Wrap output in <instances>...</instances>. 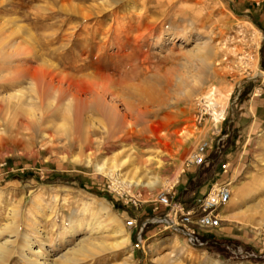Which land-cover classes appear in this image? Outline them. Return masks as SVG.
Segmentation results:
<instances>
[{"label":"rangeland","instance_id":"obj_1","mask_svg":"<svg viewBox=\"0 0 264 264\" xmlns=\"http://www.w3.org/2000/svg\"><path fill=\"white\" fill-rule=\"evenodd\" d=\"M99 106L115 107L114 122ZM120 127L159 128L171 148L110 149ZM204 141L205 163L187 167ZM125 152L152 162L113 170ZM216 182L232 198L192 246L157 199L177 190L188 204ZM103 205L129 243L107 221L92 236L105 250L55 264H264V0H0V245L29 235L48 261L70 255L74 243L49 247L71 225L107 220Z\"/></svg>","mask_w":264,"mask_h":264},{"label":"bare ground","instance_id":"obj_2","mask_svg":"<svg viewBox=\"0 0 264 264\" xmlns=\"http://www.w3.org/2000/svg\"><path fill=\"white\" fill-rule=\"evenodd\" d=\"M247 23H248L249 26H251V27L248 26L250 29L253 28V29H255L257 31V33L259 32V29H257V27H255L254 24H252L249 21ZM22 77H21V79H22ZM19 81H21V80H19ZM19 81H18V83H19ZM5 84H7V83H5ZM14 85H15V83H14ZM7 86H8V84H7ZM4 88H5V86H4ZM207 102L214 109L215 101H214V92L213 91H210L209 95L207 96ZM97 109L103 116L108 117V120L110 122H114L115 114H116V113H114V110H116L115 107L113 108V111H110V112H108L104 108H101L100 106L97 107ZM214 111H215V113H217L216 110H214ZM76 116H77V118L80 119L79 123L77 124L78 127H83L84 124H87L81 119V117L78 114ZM218 118H219L218 115L215 116V119H218ZM150 131H151L150 134H147L145 131H143L141 129L139 131H137L133 127H124V128L120 127L119 130H118L120 135L118 134L119 136H117V140L109 141L110 142V145H109L110 149H115L117 147H123L124 145H127V143L129 144V142L142 144V146L143 145H145V146H153L154 148L156 147V149L159 148V150L161 152L171 148L170 145H171V142L173 140L172 139L173 137L171 136L170 133H167V132L166 133H162V130L159 129V128H156V127H151ZM116 134H117V131L115 130V131H113V133H111V137H115ZM92 140L93 139L89 138V144L92 143ZM180 140L181 139H179L176 143L174 142V144L178 145L177 143L180 142ZM91 146L92 145H90V147ZM124 148H125V146H124ZM126 153L127 152H125L122 157H121L120 154H116L111 159L113 170L117 169L119 166H123L124 164H126L127 159H129V161L131 159H133L134 160L133 161V165H138V166L139 165H144L146 167V169L150 166V164L152 162L151 161L152 159H149L147 161L143 160L141 152L136 153V155H134V156L131 153L130 154H126ZM160 164H161V162H160V160H158L157 161V166L160 165ZM97 167L100 170L103 168V166H101V165H98ZM140 181L139 180L138 181H134L133 183L138 185L139 183H142ZM147 185H149V184L147 183ZM103 209L106 211V216L108 218L107 220H100V218H96L95 217L96 219H95L94 222H92V221L86 222V223L81 222V223L78 224L76 229L73 228L74 227L73 225H71V227L68 228L67 231L65 233H63V235L60 236V238H58V240L52 246L50 245V247H49L50 250L53 251L54 249L59 248L63 243H67V244H73L74 243L73 248H71V250H70V255H62L61 254V256H58V258L57 257L56 258L55 257H53V258L51 257V260L48 261V256L49 255H47L48 252L46 253L44 251L45 248L43 246L42 247L40 246V247H38V249L35 250V248L33 247L34 243L32 241V238L29 235H22L21 236L22 238L20 240V244L18 246H16V247L13 246V244H12L13 241H9V240L8 241L6 240V242H4V244L0 245V261L8 262L10 260V258L13 256V254H17L20 258L28 261L30 264H50V263L51 264H55V261L57 259H59V260L62 259L63 262H73V260H74L73 257L77 253H91V251L94 248L105 250V247H106L105 243H99V244L94 243V241L92 239V236L98 235L102 229L107 230L108 227H109L107 225V221L108 222L110 221L112 223L113 222L116 223L114 225V229L112 230V233L116 234L117 236L120 237L119 240H120L121 244H128L129 241H130V238H129L128 234H126L125 228L117 222L118 221L117 219H119L118 216L116 214L111 213V211H110V209H109V207L107 205H103ZM251 209L252 208H250V210ZM90 211L92 212V210H90ZM241 213H244V212L241 211ZM246 214H248V211H247ZM93 215L94 214L92 213V215H91L92 219L94 218ZM225 216H227V214ZM230 217L234 218L235 215L231 214ZM72 219H73V222L76 221L75 217H72ZM105 221H106V224H105ZM97 222H99L98 224H100V226H95V223H97ZM1 232L2 231H0V233ZM38 233H39V235L44 234V232H42V230H39ZM68 235L71 237V239H68ZM174 255H175L174 253L171 254L169 256V258H168V261L169 260L173 261L171 258H173ZM52 256H56V254L52 253ZM210 264H220V263L217 262V261H211Z\"/></svg>","mask_w":264,"mask_h":264},{"label":"built area","instance_id":"obj_3","mask_svg":"<svg viewBox=\"0 0 264 264\" xmlns=\"http://www.w3.org/2000/svg\"><path fill=\"white\" fill-rule=\"evenodd\" d=\"M210 147L208 141L202 142L196 152L186 161L187 167H198L206 161V151ZM229 164H223V172L228 171ZM174 194L163 192L159 195L157 203L169 208L164 223L167 228L181 232L192 246H204L207 244L201 237V232L218 228L221 224L220 209L232 198V189L228 183H214L208 193L200 198L196 208L185 210L180 203L173 201ZM141 238V237H140Z\"/></svg>","mask_w":264,"mask_h":264},{"label":"crops","instance_id":"obj_4","mask_svg":"<svg viewBox=\"0 0 264 264\" xmlns=\"http://www.w3.org/2000/svg\"><path fill=\"white\" fill-rule=\"evenodd\" d=\"M257 109V108H256ZM257 113H258V109L256 110V112H255V115H257ZM236 126H238V124H235V126H233V127H236ZM184 183H185V181H184ZM184 183H182V184H184ZM216 183H219V182H216ZM220 184V183H219ZM185 188V187H184ZM204 190V189H203ZM210 190V187L209 188H207L205 191H202V195H201V197H198V198H194V199H192L191 200V202H189L188 204H184L183 202H177V203H180L181 204V206H183L184 208H185V210H191V209H193V208H196V204H197V202H198V200L200 199V198H202L206 193H208V191ZM177 193V190H175L174 192H173V194L175 195ZM161 207H163V206H161ZM156 210H157V208H156ZM201 237L205 240V241H207L208 242V240L209 239H207L206 237H205V235L201 232Z\"/></svg>","mask_w":264,"mask_h":264}]
</instances>
